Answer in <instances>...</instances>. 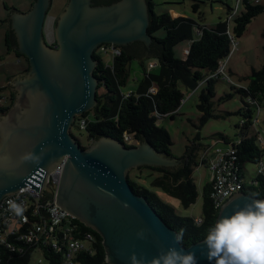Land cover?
I'll return each instance as SVG.
<instances>
[{
	"label": "water",
	"instance_id": "95a60500",
	"mask_svg": "<svg viewBox=\"0 0 264 264\" xmlns=\"http://www.w3.org/2000/svg\"><path fill=\"white\" fill-rule=\"evenodd\" d=\"M51 5L52 0H34L27 12L11 13L8 18L16 40L14 50L27 58L29 68L11 83L18 99L0 127V202L29 186L38 193L42 207L48 199L41 198L45 177L62 165L55 203L101 236L106 262L130 264L132 253L151 260L172 245L177 232L134 192L128 174L139 167L176 169L182 160L157 152L146 141L126 147L107 136L83 148L71 133L76 118L97 104L96 49L102 44L121 48L136 42L147 48L152 44L148 2L96 5L93 0H67L55 21V46L48 45L43 34ZM142 56L154 57L148 52ZM253 199L264 200L233 193L220 207L216 221ZM142 229L146 240L136 238ZM203 241L175 247L194 252L197 264H210L202 255Z\"/></svg>",
	"mask_w": 264,
	"mask_h": 264
},
{
	"label": "trees",
	"instance_id": "16d2710c",
	"mask_svg": "<svg viewBox=\"0 0 264 264\" xmlns=\"http://www.w3.org/2000/svg\"><path fill=\"white\" fill-rule=\"evenodd\" d=\"M116 1L118 0H102L96 1L95 4L108 5ZM196 1L201 2V0ZM196 1L192 4L194 12L199 10V3ZM147 2L151 13L148 33L152 36L153 42L149 48H146L148 53L158 59L159 72H151L141 60L143 77L139 80L137 89L130 94H123L121 88L126 85L130 76L129 65L133 59L143 58L142 54H135L118 46L115 47L120 49V55L110 60L104 59L100 52L94 54L97 61L94 76L99 82L96 96L97 104L81 117H77L74 127L80 130V121L85 118L87 125L83 131L89 141L107 136L124 143L126 147H134L133 142L146 141L157 152L172 156V139L166 129L156 124V115L174 118L177 109L184 100V93L179 85L194 91L200 84L204 83L205 87L200 93L199 104L197 105L201 114L200 127L204 126L211 118L230 116L231 113H226L223 116L214 114L215 83L221 76L216 79H207L217 72L220 63L224 62L230 55L231 46L235 40L229 32L228 20H221L214 28H208L180 15L173 17L169 13L156 14L154 1L147 0ZM243 5L242 12L235 15L234 19L233 35L237 38L245 33L247 26L255 17L264 13V3L254 4L243 1ZM158 32H161L162 35H158ZM262 36L264 38V30ZM184 40H190L191 46L187 49V53L185 52V58L180 59L175 56L174 47ZM53 42L56 43L55 38ZM15 43L13 31L8 27L5 32L6 51L7 53L11 51L16 59L24 58L26 66L22 71H27L29 68L28 60L13 49ZM135 44L142 45V43ZM248 80L249 83L246 86L233 87V90H236L243 99V107L235 113L241 117L238 124L241 130L240 141L237 143L236 141L230 142L228 137L217 134L218 140L234 145L236 149L235 166L239 171V176L244 179V165L246 163L259 165L264 158V148L258 142V132L250 134L251 130L255 128L253 118L256 110L264 107V64L259 70L252 69ZM154 85L157 87V91L150 93V89ZM100 89H103L102 93L99 92ZM230 98L231 95H226L223 99ZM126 135L130 136V141L125 140ZM199 138L198 135L193 144L186 147L184 155L178 158L182 160V165L179 168H137L141 178L146 177L144 172L147 171V176L153 177L151 186L161 189L169 196L179 200L184 208H189L195 204L198 197L193 174L195 167L199 165L198 153L203 148L200 143L195 144ZM202 162L209 164V161L203 159ZM128 181L134 192L146 198L167 225L177 233L183 230L181 244L185 247L205 239L207 229L215 223L218 217L219 209L215 207L211 198L212 183L210 181L203 188L202 217L199 224L193 218L178 216L172 206L162 202L154 191L132 179L130 173L128 174ZM249 181H252L251 184L245 183L242 192L263 199L264 174L257 172V175ZM73 225L77 227L72 231L75 237L81 238L85 233H91L94 236L95 253L93 255L79 254L75 258L76 262L79 264H108L105 260L101 236L77 219H73ZM53 258L55 259L53 260L54 263L62 264L63 257L61 254H53ZM10 264L31 263L29 257L26 256L15 258L10 261Z\"/></svg>",
	"mask_w": 264,
	"mask_h": 264
},
{
	"label": "rangeland",
	"instance_id": "374dc122",
	"mask_svg": "<svg viewBox=\"0 0 264 264\" xmlns=\"http://www.w3.org/2000/svg\"><path fill=\"white\" fill-rule=\"evenodd\" d=\"M3 0H0V106L7 104V97L9 95V87L6 84V77L20 72L26 66V62L22 60L18 63L13 55L7 53L5 45V32L8 29L7 24L4 25V6ZM15 5H19V10L27 12L34 0H8ZM155 3L154 12L156 14L169 13L173 17L182 16L194 20L198 25L208 28H214L221 20H228L229 32L234 37V43L231 46L230 55L224 60L225 70L230 77L231 82L220 78L215 83V96L213 98L214 114L226 115L231 113L230 116L211 118L208 122L200 127V112L197 105L199 104V96L205 84L202 83L194 91L187 90L179 85L184 93V100L181 102L177 109L174 118L169 116L157 118L156 124L163 127L169 133L172 139L171 154L175 158H181L188 145L193 144L195 138L199 135V141L195 144L203 145L201 151L198 153L199 165L195 167L193 178L197 187L198 197L192 206L184 208L181 202L158 188L151 186L153 177H142L137 169L130 170V176L142 186L154 191L160 200L172 206L178 216L193 218L197 222L202 217L203 207V188L211 180V172L205 161H211L215 157L217 148L227 149L231 143L226 144L222 140H218L217 134H223L228 137L230 142L240 141L241 130L238 124L241 117L235 113L243 107V102L240 94L233 90V87L246 86L249 83L248 76L251 74L252 69L259 70L264 64V38L262 32L264 30V13L255 17L247 26L245 33L237 38L233 35L235 15L240 14L244 8L243 2L239 3L238 0H201L199 3L198 12H194L192 4L193 0H153ZM28 2V3H26ZM67 4V0H52V5L47 13L44 21L43 34L44 40L48 45H52L54 41V24L59 15ZM12 6V5H10ZM231 9V10H230ZM162 35L161 32L157 33ZM191 46L190 40H184L174 47V54L177 58H185V49ZM106 60H110L108 54H102ZM144 66L153 73L159 72V61L155 57H147L143 59H133L129 65L130 76L124 87L121 88L123 94H130L138 87L139 80L143 77ZM151 64H155L151 66ZM14 79V78H13ZM100 93L103 89H100ZM226 95H231L230 99H223ZM77 121V120H76ZM260 123L253 128L250 134L259 131L260 136L264 139V114L260 116ZM73 136L83 145L90 146L92 141H89L87 135L83 130L76 127L71 128ZM134 145L137 143L133 142ZM264 163V158H263ZM258 164L246 163L244 165L245 181L248 182L254 178L258 172ZM35 258L38 255L35 254Z\"/></svg>",
	"mask_w": 264,
	"mask_h": 264
},
{
	"label": "built area",
	"instance_id": "2783aa9c",
	"mask_svg": "<svg viewBox=\"0 0 264 264\" xmlns=\"http://www.w3.org/2000/svg\"><path fill=\"white\" fill-rule=\"evenodd\" d=\"M249 1L254 4H263L264 0H238ZM100 53L108 54L110 59L120 55V50L113 45L100 47ZM155 64H151L154 66ZM231 81L225 70L224 62H221L217 72L209 79L220 77ZM154 85L150 93H155ZM264 107L255 112L253 123L259 124ZM157 118H162L160 114ZM243 123V121H242ZM87 119L82 118L79 124L80 130H84ZM258 142L264 148V139L258 131ZM130 141V136H125ZM237 143V142H236ZM236 149L234 145L227 149L217 148L215 157L208 164L211 172L212 192L211 198L217 209L235 192H242L245 186L244 178L239 176L235 166ZM62 173V165L57 166L45 177V185L41 191V198H48L41 207V200L36 190L29 186L22 188L15 194L5 196L0 202V264H10L15 258L28 256L31 264H56L53 262V254H61L62 264H79L75 258L79 254L95 253L94 236L85 233L78 238L72 234L76 225L70 214L59 208L55 203V191ZM258 173L264 174V163L260 162ZM252 181H248L251 184ZM197 222V221H196ZM201 220L197 223L199 224ZM79 234V233H78ZM35 254L38 258H35ZM48 257V259H47Z\"/></svg>",
	"mask_w": 264,
	"mask_h": 264
},
{
	"label": "clouds",
	"instance_id": "9594fccd",
	"mask_svg": "<svg viewBox=\"0 0 264 264\" xmlns=\"http://www.w3.org/2000/svg\"><path fill=\"white\" fill-rule=\"evenodd\" d=\"M136 238L146 240V230L136 233ZM183 230L174 235L172 245L161 249L157 256L147 260L143 255H130V264H197L194 252L177 249ZM207 260L212 264H264V200L253 199L230 216L221 217L207 229L203 241Z\"/></svg>",
	"mask_w": 264,
	"mask_h": 264
},
{
	"label": "flooded vegetation",
	"instance_id": "af4514ba",
	"mask_svg": "<svg viewBox=\"0 0 264 264\" xmlns=\"http://www.w3.org/2000/svg\"><path fill=\"white\" fill-rule=\"evenodd\" d=\"M93 1L94 2H96V1L98 2V1H102V0H93ZM100 3H102V2H100ZM15 45H16V43H15ZM55 45H56V43L53 42V44L50 45V46H55ZM104 45H110V44H102L101 46H104ZM142 45H137V44L134 43V44H131V45L125 47V49L128 50V51H131L132 53H135V54H142V52H148V49L145 46H142ZM101 46H99L96 49L94 54H99ZM13 49H14V47H13ZM9 54L14 56V54L11 51L9 52ZM22 60L24 61V63L26 62V60L24 58H21L20 60L18 59V63L21 62ZM25 72H27V71L16 72V73L10 75L9 77H6V84L9 87L8 88L9 89V95L7 97V104L5 106H0V127H1V124L5 122L6 117L11 115V113H12V111H13L15 105H16L17 99H18V92L16 91V89L14 88V86L11 83H13V81L15 80V78L18 75H21V74H23ZM11 119H12V117L10 116L9 121ZM81 146L83 148H88L89 147V146L88 147L83 146L82 144H81Z\"/></svg>",
	"mask_w": 264,
	"mask_h": 264
},
{
	"label": "crops",
	"instance_id": "0c3cea01",
	"mask_svg": "<svg viewBox=\"0 0 264 264\" xmlns=\"http://www.w3.org/2000/svg\"><path fill=\"white\" fill-rule=\"evenodd\" d=\"M29 1V0H28ZM34 2V1H33ZM26 3H28V2H26ZM2 4H3V6H4V12H5V16H4V19H3V21H4V25L5 24H7V26H8V18H9V15L11 14V13H25V12H22L21 10H19V5H15V4H13V2H9L8 0H3L2 1ZM33 4V3H32ZM31 4V5H32ZM10 5H12V6H10ZM31 8V7H30ZM185 52L187 53V49H185Z\"/></svg>",
	"mask_w": 264,
	"mask_h": 264
}]
</instances>
